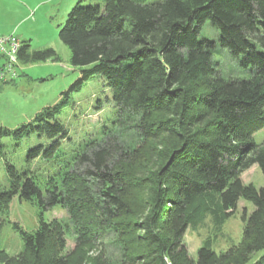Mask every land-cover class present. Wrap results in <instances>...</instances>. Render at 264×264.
<instances>
[{"label": "trees", "instance_id": "16d2710c", "mask_svg": "<svg viewBox=\"0 0 264 264\" xmlns=\"http://www.w3.org/2000/svg\"><path fill=\"white\" fill-rule=\"evenodd\" d=\"M99 1H79L59 32L80 76L31 122L0 129L16 141L43 140L27 163H48L56 181L44 188L8 163L10 186L0 187V204L18 196L42 209L60 205L88 236L64 255L71 224L41 216L38 228L26 231L15 223L25 253L9 264H112L95 252L106 235L120 250L117 264H264V187L240 178L253 165L264 174V141L254 139L264 128V0ZM207 21L218 43L250 70L248 78L220 73L216 42L200 36ZM55 55L24 40L18 52L21 65ZM97 75L112 94L115 116L71 147L58 114ZM126 127L134 134L122 142L114 131ZM241 198L254 205L242 216L241 241L217 252L208 238L192 258L187 231L208 217L220 230Z\"/></svg>", "mask_w": 264, "mask_h": 264}, {"label": "rangeland", "instance_id": "374dc122", "mask_svg": "<svg viewBox=\"0 0 264 264\" xmlns=\"http://www.w3.org/2000/svg\"><path fill=\"white\" fill-rule=\"evenodd\" d=\"M79 1L81 0H0L1 28L7 30L12 25H18L16 28H20L19 31L14 32L18 37L28 34L24 41H29L31 49L50 47L56 52L54 58L22 64L21 74L15 82L0 84V129L16 130L23 124L31 122L37 113L57 104L63 96L62 92L80 76V67H74L70 62V48L59 37L60 29L65 25L69 12ZM82 1L85 4L100 2L99 0ZM200 36L216 42L213 59L224 77L250 76V70L242 69L238 59L218 43V31L209 21L203 25ZM2 61L3 58L0 56V63ZM115 110L112 94L102 78L98 75L92 77L82 90L71 95L70 103L58 114L59 120L68 129L71 138L68 144L74 147L86 140L89 134L114 118ZM116 131H114L116 138L122 142L130 141L134 134L133 130L127 127ZM254 139L258 144L264 141V128L254 134ZM41 143L44 141L37 135L18 141L13 137L0 135V146L4 153L0 158L1 188L10 186L11 178L6 169L8 163L21 172L22 178L26 175L31 176L44 188L54 185L55 169L48 163L41 162V159L31 164L27 163L28 151ZM240 178L246 186L257 189L264 187V174L258 165H253L242 172ZM253 209L254 205L251 201L241 198L237 209L220 230L215 227L210 217L206 218L203 225L198 228H190L186 233L185 242L191 257L197 259L198 249L208 238H211L212 247L217 252L238 244L242 239L244 228L242 216L245 210L251 213ZM41 216L48 223L71 224L70 230L65 233L66 246L62 253L68 255L76 251L79 237L83 239L86 234L79 232L72 224L71 214L67 208L57 205L42 209L37 201L20 200L15 196L8 205L0 204V264H9L13 260L18 262L25 253V243L15 223L23 230L33 231L38 228ZM111 243L112 236H104L96 242L98 248L95 252L102 250L112 264H117L120 250ZM262 253L263 251L254 254L252 260L254 261Z\"/></svg>", "mask_w": 264, "mask_h": 264}, {"label": "built area", "instance_id": "2783aa9c", "mask_svg": "<svg viewBox=\"0 0 264 264\" xmlns=\"http://www.w3.org/2000/svg\"><path fill=\"white\" fill-rule=\"evenodd\" d=\"M21 47V40L15 34H0V56L3 58L0 63V84L9 83L18 78L21 72V64L18 52Z\"/></svg>", "mask_w": 264, "mask_h": 264}, {"label": "crops", "instance_id": "0c3cea01", "mask_svg": "<svg viewBox=\"0 0 264 264\" xmlns=\"http://www.w3.org/2000/svg\"><path fill=\"white\" fill-rule=\"evenodd\" d=\"M16 26H18V25H12V26H10L7 30H4L3 28H1L0 27V34H2V35H9V34H12L14 31H16V33H17V31H19V29L20 28H16ZM20 26V25H19ZM2 31V32H1ZM4 32V33H3ZM16 33L14 32L13 34H15L16 35ZM23 36H21V37H19V39L22 41V40H24V39H26L25 37H27L28 36V34H22ZM28 39H30V38H28Z\"/></svg>", "mask_w": 264, "mask_h": 264}]
</instances>
